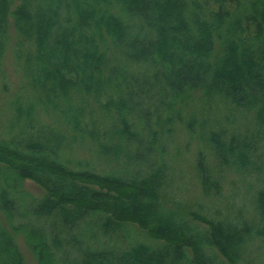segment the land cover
Instances as JSON below:
<instances>
[{
    "label": "trees",
    "instance_id": "obj_1",
    "mask_svg": "<svg viewBox=\"0 0 264 264\" xmlns=\"http://www.w3.org/2000/svg\"><path fill=\"white\" fill-rule=\"evenodd\" d=\"M0 92V264H27L20 242L34 264H251L248 248L264 251V0H0ZM197 92L249 122L209 128L220 165L254 191L249 220L167 209L162 138ZM145 134L147 163L126 153L138 168L125 177L83 161L87 142L75 152L85 136L110 155Z\"/></svg>",
    "mask_w": 264,
    "mask_h": 264
},
{
    "label": "rangeland",
    "instance_id": "obj_2",
    "mask_svg": "<svg viewBox=\"0 0 264 264\" xmlns=\"http://www.w3.org/2000/svg\"><path fill=\"white\" fill-rule=\"evenodd\" d=\"M8 71V78L11 79L8 87L9 90L12 91L15 88L17 75L9 67ZM200 93L201 92L191 94L189 98H186L188 103L181 111L182 120L175 119L170 122L168 126L171 128V131L165 133L162 138V142L166 146L165 160L168 169V184L166 185L167 188L166 186L164 187V193L166 198L170 201L177 200L176 203L172 202L170 205L167 204V209L174 211L176 207L180 206V203H185L186 205L191 204L192 208L201 210L209 216H217L216 210H219L224 213L230 212L233 216H243L249 220L253 215L251 210H253V206L255 205L253 196L254 191L250 189V186L247 185L245 181L242 182V177H238L237 174L233 172L234 170H228L220 165L211 149L212 145L209 137V128L214 130V128H223V126H226L231 129V126L237 123L236 125H239L241 130H244L245 126L249 125V122L244 119L241 111L233 112V106L229 104L225 105L223 110L215 106V103L214 105L204 104L199 98L201 95ZM58 97H60L58 100L63 103V97L60 94H58ZM178 105L182 104L179 103ZM48 106L50 109L51 104ZM149 107H151V109L154 108L152 104L147 105L146 102L141 106L144 113L150 110ZM227 116H230L229 120L231 121L232 117L236 116V121H232L230 124V121L227 122L225 120ZM54 118L55 120L51 119L54 127L69 129L60 117L54 116ZM47 120H49V118H47ZM143 137V139L139 140L137 138L136 140L133 138L123 139L121 146L119 148H114L115 154L106 155L104 150H102L101 153L100 149L95 150L93 148H87L89 145V137L85 136L82 138L83 143H74L77 145L75 152L80 149L82 144L87 142L85 146L87 156L83 161L94 164L97 170L109 171L115 175H117L118 172L120 173L119 175L122 174V177H125L126 174H130L129 172L132 171L135 172L138 168L137 164L127 162L126 153L133 154L134 159L139 158L136 162L138 163L139 161L142 163L139 166L147 163L146 156L148 155L146 154V145L148 135L145 134ZM199 157L202 158L206 164V172L209 173L211 177L212 186L215 190L217 189L216 187L220 189L219 194L216 195L213 188L208 193L204 192L200 181L201 171L198 164ZM23 186L26 190L35 195H40L43 192V189L29 178L24 179ZM199 203L203 204V207L198 206ZM198 225L200 230H203L205 227L201 223ZM251 246L254 247L255 245ZM20 247L27 257V264H34L30 254L21 242ZM248 249L250 250L249 256H254L250 259L251 264H264V251L258 254L253 252L251 248ZM243 263L242 261V264Z\"/></svg>",
    "mask_w": 264,
    "mask_h": 264
}]
</instances>
